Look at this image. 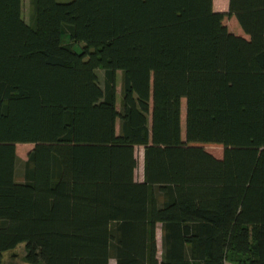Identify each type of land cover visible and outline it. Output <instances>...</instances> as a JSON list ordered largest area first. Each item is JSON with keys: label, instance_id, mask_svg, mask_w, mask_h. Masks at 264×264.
I'll list each match as a JSON object with an SVG mask.
<instances>
[{"label": "trees", "instance_id": "16d2710c", "mask_svg": "<svg viewBox=\"0 0 264 264\" xmlns=\"http://www.w3.org/2000/svg\"><path fill=\"white\" fill-rule=\"evenodd\" d=\"M30 1L0 0V264H264V0Z\"/></svg>", "mask_w": 264, "mask_h": 264}, {"label": "rangeland", "instance_id": "374dc122", "mask_svg": "<svg viewBox=\"0 0 264 264\" xmlns=\"http://www.w3.org/2000/svg\"><path fill=\"white\" fill-rule=\"evenodd\" d=\"M59 2H68L70 0H56ZM212 10L214 11H220V12H227V0H212ZM31 1L30 0H21V17L26 23L31 22ZM222 24L226 27V29L231 32L234 35H240L244 38H247V35H245L240 27L238 26L237 22L235 21L234 17L229 15H224L222 17ZM81 45H75L73 48L76 51H79L81 49ZM97 73L99 75L100 84L103 87V74L102 70L98 69ZM121 83H122V73L121 71L116 72V80H115V86H116V108L120 109V100H121ZM117 127L119 125V121L117 120ZM184 130V100L181 99L180 101V133L183 135ZM33 144L31 143H18L15 146V152L17 156H19V160L16 163V175L15 180L20 181L22 180V170L24 167V162L27 158V153L32 149ZM204 150L209 152L214 157H220L222 148L216 145H206L204 146ZM134 154L137 160V166L134 170V178L136 180H141L142 176V148L141 147H135L134 148ZM159 198V197H158ZM159 200V199H158ZM155 246H156V258L159 259L160 257V225H155ZM14 252L8 251L4 253L1 264H28L26 263L24 259V244L18 245L14 250ZM109 264H115L114 259L109 260ZM223 264H234L231 261H225Z\"/></svg>", "mask_w": 264, "mask_h": 264}, {"label": "crops", "instance_id": "0c3cea01", "mask_svg": "<svg viewBox=\"0 0 264 264\" xmlns=\"http://www.w3.org/2000/svg\"><path fill=\"white\" fill-rule=\"evenodd\" d=\"M138 147H141V146H138ZM141 148H142V147H141ZM17 157H18V159H20L19 156H17ZM139 181H140V180H139Z\"/></svg>", "mask_w": 264, "mask_h": 264}]
</instances>
